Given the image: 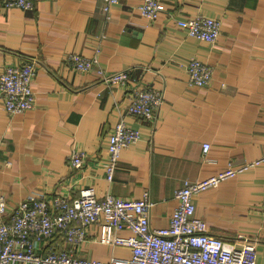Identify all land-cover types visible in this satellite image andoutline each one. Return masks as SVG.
Wrapping results in <instances>:
<instances>
[{"label": "crops", "instance_id": "crops-1", "mask_svg": "<svg viewBox=\"0 0 264 264\" xmlns=\"http://www.w3.org/2000/svg\"><path fill=\"white\" fill-rule=\"evenodd\" d=\"M140 1L0 4V70L27 57L36 66L33 108L11 115L0 103L4 217L23 198L51 193L72 200L81 188L93 186L99 198L109 193L140 199L148 192L150 225L162 227L184 180L261 159L197 194L195 216L206 221L211 235L254 241L255 264H264V0H158L154 20L139 13ZM197 12L220 20L214 43L177 26V19ZM69 53L96 56L107 71L129 69L128 82L106 84L95 71H75L66 61ZM191 57L214 66L209 84L189 82L185 67ZM138 85L164 94L155 125L125 114L129 91ZM122 118L139 128L140 138L121 150L107 181L102 163L108 134ZM204 142L210 144L206 153ZM74 149L84 152L78 168L67 162ZM102 222L86 227L76 255L105 259L128 253L125 246L100 241ZM48 242L36 241L42 254L63 249L59 239Z\"/></svg>", "mask_w": 264, "mask_h": 264}, {"label": "built area", "instance_id": "built-area-1", "mask_svg": "<svg viewBox=\"0 0 264 264\" xmlns=\"http://www.w3.org/2000/svg\"><path fill=\"white\" fill-rule=\"evenodd\" d=\"M109 3L117 0H107ZM4 7L32 8L33 0H0ZM139 13L154 20L159 13L158 0H141ZM176 24L187 36L214 43L220 34V20L197 12L177 19ZM68 65L75 71H95L106 84L124 85L129 69L107 71L98 65L96 56L79 53L66 55ZM192 85L210 83L214 66L191 57L185 67ZM36 74L35 61L24 58L19 64H7L0 70V103L8 114L25 113L33 108L34 91L31 82ZM125 114L143 117L155 125L164 94L151 86H135L129 91ZM140 138L138 127L124 118L115 123L108 134V147L102 163L105 178L112 179L123 148ZM210 144L204 142L202 150ZM84 152L72 150L68 165L80 167ZM261 159L240 166L228 164L218 173L202 180H184L174 192L177 204L173 207L166 226L152 227V202L148 192L140 199L97 196L93 186L80 189L79 195L69 200L61 194L40 193L19 200L7 217L5 202L0 199V264H255L256 244L253 241L229 242L208 233L205 220L195 216L197 194L216 187L221 181L257 164ZM102 219L100 241L110 246H125L126 254H111L105 259H90L76 255L74 250L83 242L86 227ZM59 231L63 249L42 254L37 242L50 238ZM121 230L130 231L120 236Z\"/></svg>", "mask_w": 264, "mask_h": 264}, {"label": "trees", "instance_id": "trees-1", "mask_svg": "<svg viewBox=\"0 0 264 264\" xmlns=\"http://www.w3.org/2000/svg\"><path fill=\"white\" fill-rule=\"evenodd\" d=\"M53 239H59V240H61L62 241V235L61 234H59V231L58 230H56V232L55 233H53L51 236H50V238H49V242L51 241V240H53ZM48 242V245H50V243ZM50 246H48V248H49ZM50 249H51V247H50ZM48 251V250H47ZM53 251V250H52ZM45 253H46V251H45Z\"/></svg>", "mask_w": 264, "mask_h": 264}, {"label": "rangeland", "instance_id": "rangeland-1", "mask_svg": "<svg viewBox=\"0 0 264 264\" xmlns=\"http://www.w3.org/2000/svg\"><path fill=\"white\" fill-rule=\"evenodd\" d=\"M2 200H3V198H2Z\"/></svg>", "mask_w": 264, "mask_h": 264}]
</instances>
